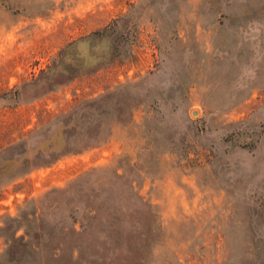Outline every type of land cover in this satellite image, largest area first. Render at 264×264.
Here are the masks:
<instances>
[{"label": "rangeland", "instance_id": "1", "mask_svg": "<svg viewBox=\"0 0 264 264\" xmlns=\"http://www.w3.org/2000/svg\"><path fill=\"white\" fill-rule=\"evenodd\" d=\"M0 264H264V0H0Z\"/></svg>", "mask_w": 264, "mask_h": 264}]
</instances>
